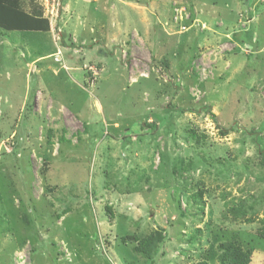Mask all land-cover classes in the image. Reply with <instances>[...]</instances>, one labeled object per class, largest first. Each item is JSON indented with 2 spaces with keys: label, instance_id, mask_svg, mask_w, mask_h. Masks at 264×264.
I'll return each mask as SVG.
<instances>
[{
  "label": "rangeland",
  "instance_id": "obj_1",
  "mask_svg": "<svg viewBox=\"0 0 264 264\" xmlns=\"http://www.w3.org/2000/svg\"><path fill=\"white\" fill-rule=\"evenodd\" d=\"M231 242L264 264V0H63L47 33L0 29V264Z\"/></svg>",
  "mask_w": 264,
  "mask_h": 264
},
{
  "label": "trees",
  "instance_id": "obj_2",
  "mask_svg": "<svg viewBox=\"0 0 264 264\" xmlns=\"http://www.w3.org/2000/svg\"><path fill=\"white\" fill-rule=\"evenodd\" d=\"M63 1V0H62ZM0 29L8 32H42L50 30L48 21L43 17L37 0H0ZM235 217L242 212L241 207L230 210ZM161 240L156 233L138 242L134 248L137 254L150 256ZM221 262L227 264H249L251 250L243 251L235 243L221 246Z\"/></svg>",
  "mask_w": 264,
  "mask_h": 264
},
{
  "label": "built area",
  "instance_id": "obj_3",
  "mask_svg": "<svg viewBox=\"0 0 264 264\" xmlns=\"http://www.w3.org/2000/svg\"><path fill=\"white\" fill-rule=\"evenodd\" d=\"M43 17L48 21L51 29L59 19L62 8V0H38Z\"/></svg>",
  "mask_w": 264,
  "mask_h": 264
}]
</instances>
